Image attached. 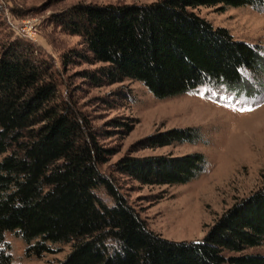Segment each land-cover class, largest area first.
<instances>
[{
	"label": "trees",
	"instance_id": "16d2710c",
	"mask_svg": "<svg viewBox=\"0 0 264 264\" xmlns=\"http://www.w3.org/2000/svg\"><path fill=\"white\" fill-rule=\"evenodd\" d=\"M251 5L264 0H157L151 3H79L58 17L83 39L95 86L139 80L159 98L225 87L248 94L264 72L262 47L236 39L195 9ZM53 63L29 40L0 44V264H14L5 241L13 232L41 254L48 243H72L59 264H264V254H233L264 243V187L237 201L204 240L176 242L150 229L100 164L113 154L89 122L58 99ZM255 82V81H254ZM115 126L125 133L127 121ZM198 127L174 128L138 140L132 151L196 143ZM201 152L137 157L115 165L142 184L187 183L207 168ZM104 187L112 199L98 190Z\"/></svg>",
	"mask_w": 264,
	"mask_h": 264
},
{
	"label": "rangeland",
	"instance_id": "374dc122",
	"mask_svg": "<svg viewBox=\"0 0 264 264\" xmlns=\"http://www.w3.org/2000/svg\"><path fill=\"white\" fill-rule=\"evenodd\" d=\"M157 0H0V44L29 40L36 55L53 63L58 99L70 104L85 118L99 144L113 154L100 164L118 180L127 197L150 229L176 242L204 240L216 221L237 201L264 187V72L249 94L232 93L225 87L200 86L195 91L159 98L139 80L95 86L90 78L104 63L92 62L79 35L63 30L59 15L79 3H151ZM195 11L216 27H224L238 40L262 47L264 9L251 5L199 6ZM35 32L28 33L29 28ZM255 81V82H254ZM133 124L125 133L117 121ZM198 127L196 143L172 144L132 151L138 140L156 131ZM203 153L206 170L193 180L174 185L142 184L114 172L116 163L129 154L137 157ZM98 193L109 203L106 189ZM5 241L14 264H59L72 250V243L49 242L41 254L29 251L13 232ZM264 254V243L233 254Z\"/></svg>",
	"mask_w": 264,
	"mask_h": 264
},
{
	"label": "built area",
	"instance_id": "2783aa9c",
	"mask_svg": "<svg viewBox=\"0 0 264 264\" xmlns=\"http://www.w3.org/2000/svg\"><path fill=\"white\" fill-rule=\"evenodd\" d=\"M32 28H33L32 26H31V28H29L28 33H29L31 36H34L35 32L31 31Z\"/></svg>",
	"mask_w": 264,
	"mask_h": 264
}]
</instances>
